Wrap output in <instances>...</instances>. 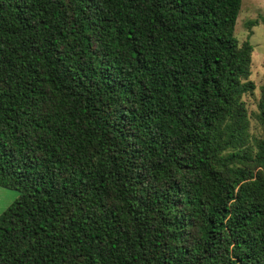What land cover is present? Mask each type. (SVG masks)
I'll use <instances>...</instances> for the list:
<instances>
[{
    "label": "trees",
    "instance_id": "trees-1",
    "mask_svg": "<svg viewBox=\"0 0 264 264\" xmlns=\"http://www.w3.org/2000/svg\"><path fill=\"white\" fill-rule=\"evenodd\" d=\"M240 7L0 0V264H264Z\"/></svg>",
    "mask_w": 264,
    "mask_h": 264
},
{
    "label": "rangeland",
    "instance_id": "rangeland-1",
    "mask_svg": "<svg viewBox=\"0 0 264 264\" xmlns=\"http://www.w3.org/2000/svg\"><path fill=\"white\" fill-rule=\"evenodd\" d=\"M249 22H253L250 27L248 26ZM235 36L239 42L249 40L253 46L249 78L254 82L255 89L253 93L244 94L242 99L249 114L250 133L252 136L260 137L262 130L255 116L259 88L264 82V0H241L235 24ZM17 197V190L0 186V213Z\"/></svg>",
    "mask_w": 264,
    "mask_h": 264
}]
</instances>
